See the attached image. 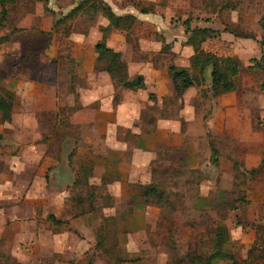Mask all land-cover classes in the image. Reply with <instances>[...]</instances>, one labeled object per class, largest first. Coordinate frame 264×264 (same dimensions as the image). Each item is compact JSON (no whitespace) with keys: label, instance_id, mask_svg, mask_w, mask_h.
<instances>
[{"label":"rangeland","instance_id":"rangeland-1","mask_svg":"<svg viewBox=\"0 0 264 264\" xmlns=\"http://www.w3.org/2000/svg\"><path fill=\"white\" fill-rule=\"evenodd\" d=\"M74 1L79 4L85 0H52L53 3H59L60 8L69 7ZM95 1L98 4L99 0ZM212 1L214 0H190L187 7L167 8V0H111V9L128 6L129 9L140 12V9L147 8L151 10L148 13L155 12L156 16L159 14L161 19L158 18V21L163 22L154 30V27L144 25L143 20L136 19L129 31L123 30L126 39L120 47L124 56L129 59L132 71L138 75L148 73L150 66L168 73L167 67L170 64L190 70L189 62L193 52L185 42L187 36L183 20L190 19L192 27L209 22L215 24L211 21L213 15L207 14ZM216 1V6L222 5V9H225L219 18L223 21L224 17L227 22L228 10L234 5V0ZM52 2L17 0L7 5V19L0 24V36L8 35L10 39L3 43L6 45L2 47L4 52L0 55L1 94L3 87L6 88L7 76L36 74L39 80H43V77L50 78L54 71L67 72L70 66L74 67V63L69 61V42L63 41L61 53L56 56L46 53V47L54 34L67 36L72 24L77 26L103 19L100 11L87 7L88 3L87 8L80 9L75 16L51 14L49 7ZM242 3L243 6L257 8L254 0H241ZM36 10L44 16L36 18ZM81 11L83 13L78 16ZM169 16L172 25L166 24ZM26 19L30 21L31 28L16 31L23 28L20 25H25ZM48 19L51 21L50 29L37 28L38 23L48 22ZM226 24L229 34L234 38L231 39L227 34V39L215 40L216 36L206 39L211 41L205 42V45H217L220 51L215 54L236 57L240 61L237 89L213 96L209 91L210 76L207 75L203 85L191 86L180 95L175 93L171 83H167V93L162 97L148 93L155 87L146 79L141 94L132 97L138 102L139 110L121 111L126 120H120L122 124L116 127L115 137L123 136L126 139V149L129 151H125V156L130 162L129 153L134 144L132 139L136 135L156 134L160 140L169 136L173 143L159 141L152 153L149 152V147L138 152L136 156L141 164L154 155L149 163L152 178L144 183L133 182L132 189L129 185L128 198L118 194V175L105 177L106 181H114L109 203L104 207L108 208V212L105 214L104 208L99 209L98 206L103 205L105 200L98 199L95 202L97 206L92 210L93 220L87 224L90 228L84 229L92 244L83 254L67 260L62 254L49 255L41 264H203L205 259H201L211 251L217 223L226 228L228 238L225 250L233 254L234 260L220 259L214 264H264V69L256 66L259 64L264 67V58L260 59L264 56V44L260 43L264 40V31L254 28V23L239 27ZM143 36L146 38L140 45L138 39ZM15 58L19 64L16 69ZM124 61L126 64V60ZM168 78L170 80L169 73ZM69 80H64L68 92L71 90ZM165 85L161 86L162 90H165ZM152 95L153 98H150ZM60 98L64 99L61 95ZM70 112L72 111L67 108L60 111L59 116L66 117ZM1 114L0 112V124L7 122L2 120ZM62 120L66 123V118ZM68 128L70 127H65V124L61 127L65 132H68ZM10 131L4 129L1 133L0 146L3 135L10 134ZM108 135L111 136L108 144H114L113 133ZM98 136L101 135H94L90 140L96 145L98 153L103 155L107 151L104 136ZM128 137L132 142H127ZM73 145L71 140V146ZM257 167V173L249 172ZM99 180L97 169L92 175V182L98 184ZM150 186L156 187L159 193L144 194V188ZM77 189L70 186L65 190V211L71 215H77L80 210L71 201V197L77 194ZM146 206L150 212L156 211L154 216H145L146 219L143 215L136 217V212L144 211ZM82 207L85 212L87 206L84 204ZM13 209L16 207H10L11 212ZM101 214L108 216L105 223L107 229L102 245L95 246ZM134 217H140L141 221L144 219L143 225L131 224ZM43 226H47L52 233L76 231L70 227L68 220L56 224L49 220ZM105 247H108L111 254L104 252ZM4 261L9 264L7 254L0 252V263Z\"/></svg>","mask_w":264,"mask_h":264},{"label":"crops","instance_id":"crops-1","mask_svg":"<svg viewBox=\"0 0 264 264\" xmlns=\"http://www.w3.org/2000/svg\"><path fill=\"white\" fill-rule=\"evenodd\" d=\"M49 1L52 2V0ZM103 1L112 8L111 0ZM217 2L212 1V6H209L210 10L208 8L207 12L213 15L211 21L215 24L209 22L197 25L219 31L215 40L231 37L226 23L234 27L254 23V28L261 30L258 19L264 15V0H254L256 9L249 5L243 6L244 3L241 4V0L240 3L234 0V5L228 10L227 22L224 17H222L223 21L219 18L225 9L224 7L222 9V5L216 6ZM189 3L190 0H167L166 7L183 8ZM58 4L52 2L49 7L51 14L61 13L63 16L77 5L75 1L66 8H60ZM112 11L118 15L133 14L138 21L143 20L144 25L149 28L154 27V30L163 23L158 21L161 16L159 14L156 16L155 12L141 13L136 9H129L128 6L113 8ZM80 13L83 12H79L78 16ZM41 15L43 13L36 10V18ZM102 17L103 19L97 22L88 21L77 26L72 24L67 36L54 34L45 51L56 56L62 50L63 41L69 42L71 55L69 59L73 60L74 67L70 66L67 72L54 71L50 78L43 77L44 81L39 80L36 74L6 77V88L14 93V100L11 119L0 124V134L4 129L11 130L10 134L3 135L0 146V167H3L0 170V252L8 255L9 264H41L46 256L54 254H62L67 260L77 254H83L91 246L92 243L89 238L87 239L84 229L90 228L87 224L93 220V213L71 215L65 211L67 202L65 190L70 186L72 189L74 187L76 165L92 164L94 174L99 169L100 179L102 176L105 178L109 175H118L119 184H116V188L120 189L118 194L128 198L129 185L132 189L133 182L144 183L152 178L149 163L154 155L141 164L136 156L138 152H142V148L147 150L149 147V152L152 153L159 141L173 143L169 136L160 140L156 134L136 135L132 139L133 150L129 153L131 162L126 160L125 151H129L126 149L128 148L126 139L123 136L116 138L115 130L122 124L120 122L122 118L126 120L121 115L122 110H139L138 102L132 97L140 95L142 89L129 90L121 86L114 87L115 84L109 74L105 70L96 68V53L93 47L101 38L100 28L108 24L107 19L103 15ZM25 21V25L20 27L31 28L30 21L27 19ZM170 22L171 16L166 24L170 25ZM36 26L39 29H50L51 21L48 19V22L43 21ZM227 34L229 36L225 37ZM145 38L143 36L138 39L140 45ZM125 39L126 33L123 30L111 27L106 32L107 46L119 51L122 60H126L127 78L130 80L138 74L132 71L129 59L124 56L120 47L125 43ZM210 41H204L202 47L213 53L220 51L217 45L214 47L205 45V42ZM4 45L6 44L0 45V55L4 52L2 49ZM17 63L18 60L14 64L15 69L19 66ZM146 63L149 64V62ZM148 68V73H139L145 82L148 79V83L155 87L154 92L150 90L148 93L165 96L167 83L172 84L167 71L150 66ZM66 78L70 79L69 92L64 81ZM162 85H165V90L161 89ZM60 95L64 99H61ZM17 104L20 108H17ZM67 108L72 112L61 118L59 112ZM65 118L66 123L62 120ZM63 124L65 127H70L69 130L67 129L70 133L61 129ZM110 132L113 133L112 141L114 142L111 145L108 144L111 141V136L108 135ZM94 135L104 136V146L107 151L103 155L98 153L96 145L90 140ZM71 140H73V146H71ZM128 141H131L130 137ZM113 184L114 181L106 182L109 193L112 192ZM12 206L16 209L11 212ZM107 210L108 208H104L103 212L106 214ZM138 211L135 216L143 215L144 219H146L145 216H154L156 213V211L150 212L147 206L144 211ZM50 214L60 222L68 220L70 227L76 231L64 230L52 233L47 226H43V223L49 220L56 224L50 219ZM144 219L141 221L140 217L136 219L134 217L131 224L143 225ZM76 232L80 235L78 236Z\"/></svg>","mask_w":264,"mask_h":264},{"label":"trees","instance_id":"trees-1","mask_svg":"<svg viewBox=\"0 0 264 264\" xmlns=\"http://www.w3.org/2000/svg\"><path fill=\"white\" fill-rule=\"evenodd\" d=\"M95 0H85L80 2L73 9H71L67 16L76 15L80 9H86L87 7L93 8L95 11H100L101 14L107 19L108 24L100 28L101 38L95 43L94 51L96 53V68L105 70L115 85L121 86L129 90L143 89L145 87L144 78L141 75L134 77L133 79L127 78V67L121 58L119 51L113 50L106 44V32L111 27L129 31L134 24L136 17L133 14H122L118 15L114 13L111 7L106 4L103 0H99L98 4ZM17 0H0V24L3 23L8 16V4H13ZM88 3V6L86 7ZM84 6V7H83ZM141 13H148L151 10L144 8L140 9ZM93 13V12H92ZM91 13V14H92ZM90 16V15H89ZM64 20V19H62ZM258 24L262 31H264V16L258 21ZM185 26V33L187 36L186 44L192 49V55L190 56L189 68L178 67L170 64L168 73L172 81L174 91L177 95L183 94L191 86H201L206 82L207 75L210 76L209 91L213 96H219L221 94L231 92L237 89L239 82V75L241 70L240 61L236 57L217 55L211 51H206L202 47V43L206 39H210L218 36L219 31L208 28V27H192L191 20H183ZM1 26V25H0ZM25 28L17 29L16 31H24ZM8 35L0 36V45L8 42L10 39ZM248 37V36H247ZM253 38L252 36H250ZM260 43L264 44V40ZM264 58L261 57L262 60ZM72 63L73 60L69 59ZM257 68L264 69L261 65L257 64ZM264 88V85H263ZM2 93H0V112L3 121H9L12 113V105L14 100V93L7 88L3 87ZM206 93V92H205ZM153 98V95L152 97ZM1 139V134H0ZM72 153L70 154V156ZM215 162L217 159L214 160ZM75 169V180L73 183L74 187H77L78 192L76 195L71 197V201L80 207L79 213L84 214L85 212H92L97 205V200H105L103 205H99V209L107 207L110 200V193L106 189V180L102 176L98 184H94L90 179L93 175V165L89 163L78 164ZM259 167L250 169V173H257ZM156 188V187H155ZM153 186L145 187L143 192L158 194L159 191ZM87 206L85 212L83 211L82 205ZM103 206V207H101ZM52 221L59 223L53 215H49ZM106 220L108 216L101 214V223L97 231V240L95 246H101V241L104 238V232L106 231ZM110 220H112L110 218ZM227 231L224 225L217 223L214 229L213 243L209 255L203 259V264H214L216 260L229 259L234 260V256L231 252L225 250V243L227 242ZM101 244V245H100ZM264 250V247H263ZM104 252L111 254L108 247H105ZM8 257V255H7ZM0 264H8L4 261Z\"/></svg>","mask_w":264,"mask_h":264}]
</instances>
